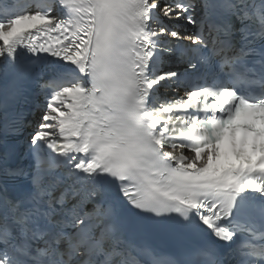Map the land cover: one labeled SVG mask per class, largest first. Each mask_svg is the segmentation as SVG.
Returning a JSON list of instances; mask_svg holds the SVG:
<instances>
[{
	"label": "snow or ice",
	"instance_id": "obj_1",
	"mask_svg": "<svg viewBox=\"0 0 264 264\" xmlns=\"http://www.w3.org/2000/svg\"><path fill=\"white\" fill-rule=\"evenodd\" d=\"M0 264H264V0H9Z\"/></svg>",
	"mask_w": 264,
	"mask_h": 264
}]
</instances>
